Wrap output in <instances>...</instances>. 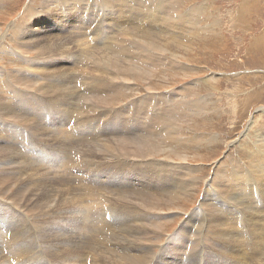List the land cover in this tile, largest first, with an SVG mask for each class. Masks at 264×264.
<instances>
[{"label": "bare ground", "instance_id": "obj_1", "mask_svg": "<svg viewBox=\"0 0 264 264\" xmlns=\"http://www.w3.org/2000/svg\"><path fill=\"white\" fill-rule=\"evenodd\" d=\"M46 1L43 5L47 8ZM48 1L53 3L50 6H56L52 14H57L59 21L56 17H44L48 10L40 9L43 11L40 15L45 20V34L38 36L34 28L23 30L21 26V31L18 30V40L14 38L17 41H14L17 43L16 47L7 53L15 54L20 51L13 56L21 59L22 62L18 60L22 67L14 65L6 71H2L3 66L0 67V199L12 203L14 200L19 201V208L12 207L11 204L0 206V243L3 245L7 239L4 244H13L12 250L16 256L23 253L29 255L28 252L34 249L28 250V244L18 241L12 234L8 240L7 232L20 219L24 221L26 218L24 225L30 219L39 222L47 219L43 235L48 236L51 242L48 244L46 240L45 248L49 249L53 256H57L60 248L63 256L67 257L72 249L84 247L87 248L86 252L92 251L89 257L94 259V264H162L156 258L158 252L154 248L159 244L161 233L167 232L166 228L169 221L174 219L172 217L176 215L175 212H182L180 209H167L175 208L173 205L184 199L188 202L191 189L155 194L150 183L160 174L161 159L187 161V157L192 155L190 149L177 146L179 126L187 129L189 120L185 118L192 114L181 116L185 112L174 109L176 102L165 103L170 113L168 115L164 110L163 113L171 120L161 128L160 135L155 136L152 126L155 118L162 113V103L152 105L151 97L157 100L179 92L178 88L167 89L165 94L163 91L154 90L156 88L153 87L151 78L156 75L155 71L161 75L165 73L162 76L164 79L169 77L170 73L175 75L194 71L193 66L188 65L181 72L183 66L179 63L181 60L177 50L181 44H187L186 39L197 36V27L191 17L192 14L199 15L200 12L193 6L195 9L181 12L178 0H156V3L152 0L154 6L149 0H101L100 5L97 4L99 0ZM61 11L65 18H61ZM134 27H147L151 31L145 37L142 36L143 39H138L133 37ZM0 31L1 38L5 37L1 26ZM9 38H12L11 35ZM133 41H137L134 42L136 50L134 44H129ZM138 41H141L143 46ZM71 60L76 61L71 64ZM174 65L178 70L173 69L172 72ZM68 72L71 73L73 81L68 78ZM140 81L145 82L146 92L136 89ZM117 89L126 90L125 95L122 94L124 97L144 92L139 98L130 99L129 103L120 108V112L127 117L133 107V116L129 117L127 127L122 126L115 116L119 108L110 106L121 99V96L117 98L118 95H115ZM79 100H83L84 104L75 105ZM94 102L101 107L88 118L86 115L90 111L89 106ZM38 104L47 105L48 123L45 120L48 117L41 115ZM127 105L130 107H126ZM91 108L92 111L96 110L94 106ZM44 109L47 110L46 107ZM105 113L109 118L99 124L100 116ZM96 120L97 123H94ZM25 127L30 130L29 135L25 134L26 137ZM85 132H91L95 136L99 133L103 138L97 139L94 144L96 137L92 140V134ZM27 138L28 143L25 144L24 140ZM41 140H46L44 144L54 148L47 147L51 154L34 149V146L44 147L39 143ZM73 148L84 151L86 157H90H84L88 164L92 161L98 162L99 159L103 161L104 158L110 159L111 162L105 164L106 169L100 167V162L95 168L87 167V182H83L84 179H80L76 174V168L73 174L70 172V165L65 166L64 161L69 159ZM193 151L194 154L195 150ZM260 163L259 174L264 178V158ZM250 164L252 167L255 165L253 161H250ZM217 171L215 169L214 174H217ZM89 172L93 176L88 175ZM152 174L154 177H151ZM211 181L206 184L212 185ZM99 185L101 200L109 195L115 201L112 212L109 209L111 213L105 205L93 211L94 203L85 200L90 194L94 197L92 193L94 195L96 191L92 189ZM108 185H112V188ZM241 188L243 189L242 186ZM219 189L222 191V188ZM97 193L99 195V192ZM224 195L232 199V196ZM203 196V204L209 214L218 216L220 212L209 200L208 193ZM152 209L158 210L157 217L152 215ZM190 213L191 211L181 214L187 218ZM15 217L17 219L12 222L11 219ZM72 223L77 226L73 228ZM218 225L226 227L223 223ZM109 229L112 230L111 237L107 236ZM180 230L181 227L174 235ZM82 232L94 236L91 238V235ZM17 238L19 239V235ZM27 239L30 241V238ZM143 251L148 252L142 253ZM50 253L48 252L49 255ZM58 259L57 257L56 260ZM81 264L88 263L85 260Z\"/></svg>", "mask_w": 264, "mask_h": 264}, {"label": "rangeland", "instance_id": "obj_2", "mask_svg": "<svg viewBox=\"0 0 264 264\" xmlns=\"http://www.w3.org/2000/svg\"><path fill=\"white\" fill-rule=\"evenodd\" d=\"M45 1L46 0H0V7L2 6V8H0V26L1 29L5 31V37L3 38H1L2 33L0 31V47L5 48L0 49V67L2 68L3 66V70L0 69L2 71L10 69L12 66L14 67V65H18L20 68L22 67L19 63V60L21 61L19 57L13 56V52L7 53V51L12 50L11 48L16 47L18 30L21 26L23 30L26 28H34L38 36H42L45 34V20L43 16L45 17L48 15L50 18L56 17L57 14H52L56 6H50L53 3L47 0L46 6H48L46 8L43 5ZM149 1L152 4L154 2L156 3V0H153L154 2H152V0ZM178 1V7L180 10L182 8L181 12L193 7L200 12L199 15L192 14L191 17V20H194V26L197 27L195 30L197 36L186 39L185 42L187 44H181L179 50H177L181 60L179 63L183 66V68L180 69L181 72L183 69H186L185 66L188 65L193 66L194 71H188L183 74L177 73L175 75L170 73L169 77L165 79L162 77L165 73L161 75L155 71L156 75L152 77L153 79L151 78L152 85L156 88L154 90L163 91L165 94L167 89L178 88L177 92L179 93L176 95L170 94L169 97L165 98H157V100L151 97L150 102H152V105L159 102L158 104L161 105L162 103L163 106L160 107L162 113L155 118L152 130L155 136L160 135L161 128L165 127L171 120L169 116L164 114L165 112H167L166 114L168 115L170 113L167 111L165 103L170 104L176 102L177 105L174 109L185 112L181 116L192 114L190 117L187 116L185 118L189 120V123L186 124L187 129L178 125L179 134L177 144L179 147L190 149L192 155L187 157V161L161 159L160 174L150 185L155 194L191 189L190 193H188L190 197L188 202L187 199H184L180 203L174 204L173 207L175 208L167 209H180L182 210L181 213H187L189 211H191V213L189 217L185 218L184 214L178 213L179 211L175 212L176 215L172 217L174 219L168 223L166 228L167 232L161 233L162 236L158 241L159 244L154 248L158 252L156 258L159 259L162 264H262L264 263V178L260 177L259 167L261 165L260 161L264 158V0ZM97 4L100 5L101 0H99ZM152 6H154V4ZM40 9L48 10V13L42 16L40 14H43V11ZM38 11H40V13H38ZM61 12V18H65L63 11ZM68 18L70 19V17ZM56 20L59 21V18L56 17ZM51 21L54 22L52 19ZM139 28L134 27L132 30L133 37H138V39H143L146 34L151 31L150 28L147 27ZM10 35L12 38L8 39ZM134 42L136 43L137 41H133V43L129 42V44H134ZM138 42L143 46L141 41ZM134 46L135 49H133L136 50V45L134 44ZM115 48L116 46H114V49ZM138 51H140V48H138ZM19 53L20 51L18 53L16 52L14 55ZM74 61L76 60H71V64H73ZM173 69L178 70V67L174 65L171 71ZM68 78L72 80L70 72H68ZM193 82L195 83L193 84ZM170 84H172L170 87L165 88ZM144 86H146L145 82L140 81L137 83L136 89L146 92V87ZM86 90L87 89H85V91ZM124 91L126 90L120 91V89H117L115 95H118L117 98L121 96V99L110 106L115 109L119 108L115 116L122 126L127 127L129 126L127 123L129 117L131 118V116H133V107L130 108L127 117L120 112V108L127 102L129 103L130 99L139 98L144 92L140 95L132 94L130 97L126 96L127 98L129 97L127 99L122 96ZM86 93H88V90ZM127 93L129 92L127 91ZM79 101L80 102H76L75 105H79L80 103L82 105L84 104L83 100ZM94 103L89 106L91 112L89 111L88 115H86L88 118H91V116L97 112V109L101 107L100 105L98 106L96 102ZM38 105L39 109H41V115L44 114V118L48 117L45 119L48 123L49 111L47 105ZM93 106L96 109L94 111L91 110ZM45 107L47 110L44 109ZM126 107L130 106L127 105ZM102 116H104V119ZM108 118L109 115L106 113L101 115L98 120L100 121L99 124H102ZM94 123H97V120ZM24 129L26 131L24 136L26 137L25 134L29 135L30 130L26 127ZM86 133L92 134V140L94 139L93 137H96V139L93 140L94 144L97 139L103 138V135L99 133V135L97 134L96 136L91 132H85V134ZM31 135L32 134H30V137H32ZM25 140L27 142H25ZM25 140L24 143L27 144L28 138ZM45 141L46 140H41L39 143L46 148L34 146V149L37 151H46L51 154V150L49 151L47 147L50 149L54 148L45 145ZM193 150H195L194 154ZM67 151L70 153V149L67 148ZM86 156L87 154L84 151L73 148V150H71V156L68 157L69 159L64 161L66 163L65 166L70 165L72 169L70 170L71 173L74 174V169H77L76 174L80 179H84L83 182H87V167L95 168L100 165L101 168L106 169V165L111 162L110 159L106 158L105 160L104 158L103 161L105 163L100 159H96L98 162L92 161L90 162L91 164H88L85 159L87 158ZM87 159H90V157ZM75 160L76 163H74ZM170 161H172V163H170ZM250 161L255 163L254 167L251 166ZM53 162H55V160H53ZM77 164H81L79 165L80 168ZM215 169L218 170L217 174H214ZM88 175L93 176L91 172H89ZM151 177H154V174H152ZM210 180H212V185H209ZM207 181H209V184H206ZM72 184L75 185L76 183ZM108 187L112 188V185H108ZM226 187L232 189L229 190ZM219 188H222V191ZM238 189L242 190L239 191ZM92 191L95 192L94 195L92 193V196L95 198L91 197L90 194L85 200L89 203L90 201L94 203L93 205L95 206L93 207V211H97L100 207L105 205V207H108L109 213H111L113 210L112 206L115 204L113 198L108 195L104 200H101L100 185L94 186ZM97 192H99V195ZM206 193H208L209 200L220 212L218 216L210 215L208 209L205 208L203 204V195ZM223 193L232 196V199L226 197ZM98 200L100 201L98 202ZM13 202L15 204L0 199V206L6 207L10 206L8 204H11L12 207L19 208L17 206L19 201L14 200ZM14 212L15 210L13 213ZM151 213L154 217L158 216V210L152 209ZM16 219L17 217L12 218L11 221L13 222ZM25 221L26 218L24 221L20 219L16 225L10 227L7 232V237L9 240V235L12 234L11 236H15L14 238L18 241H25L24 243L26 245L28 244L27 247L29 246L28 250H34L28 252L30 256L23 253L21 256L17 254L19 257L17 258L16 253L12 250L14 245L11 244V247L9 242L5 245L4 243L7 239H4L5 242L3 245L0 243L1 264H6L7 262H10V264L12 262V264H21V262H23L24 264L26 261L28 262L25 264H60V262L61 264H77V262L81 264L85 260L88 264L95 263L94 259L89 257L92 251L88 250V253L86 252L87 248L84 247L72 249L70 255H67V257L63 256L62 248H60L61 251L57 252V256H53L54 254L49 249L47 250L45 248L47 247V242L45 241L47 240L48 244L51 242L48 236L45 237V235H43L45 232L43 231L45 230L44 227H46V223H48L47 219L44 220V222H39L36 219H32L31 221L30 219V221L24 225ZM74 223H72L73 228L77 226ZM219 223L225 224L226 227H220L218 225ZM178 226L181 227V230L178 234L174 235V232L179 228ZM84 234L88 235L86 232ZM18 235L19 239L17 238ZM111 235L112 230L109 229L107 231V236L111 237ZM228 235L231 237H227ZM88 236L92 238L94 235L89 233ZM27 238H30V241H28L29 239ZM39 248L41 250H39ZM5 249L10 251V253L14 252V254H11V256ZM48 252L52 254L50 253L49 255ZM145 252L148 251H143L142 253ZM13 255H15L16 258H14ZM74 255L77 257H74ZM31 256L32 258H30ZM57 257L59 259L62 258V261L59 259L56 260ZM54 261L57 262L54 263Z\"/></svg>", "mask_w": 264, "mask_h": 264}]
</instances>
